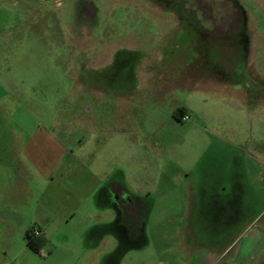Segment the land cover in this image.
<instances>
[{"label": "rangeland", "instance_id": "obj_1", "mask_svg": "<svg viewBox=\"0 0 264 264\" xmlns=\"http://www.w3.org/2000/svg\"><path fill=\"white\" fill-rule=\"evenodd\" d=\"M241 1L0 0V264H227L264 221Z\"/></svg>", "mask_w": 264, "mask_h": 264}, {"label": "crops", "instance_id": "obj_2", "mask_svg": "<svg viewBox=\"0 0 264 264\" xmlns=\"http://www.w3.org/2000/svg\"><path fill=\"white\" fill-rule=\"evenodd\" d=\"M253 1L261 11L264 12V0H249ZM234 8L241 9V12L248 13V10L241 2V0H232ZM250 31H254L252 34L251 40V49L249 51V57L247 58L248 65L254 67V70L258 73V76L264 79V26L259 29L262 31L261 35L256 34L258 28L250 26ZM253 222H256L254 218ZM252 222V223H253ZM237 236H234L231 232H228L223 238L225 241L218 250H213L212 255L215 257L219 256L220 259L224 253H233V257L227 262V264H235V262L242 260L243 264H249L248 260L259 259V262H264V221L262 225L258 228H255L252 231V226L246 224V227L242 228ZM252 231V232H251ZM189 237V235H187ZM248 237V238H246ZM259 262L257 264H259ZM218 264V263H215Z\"/></svg>", "mask_w": 264, "mask_h": 264}, {"label": "trees", "instance_id": "obj_3", "mask_svg": "<svg viewBox=\"0 0 264 264\" xmlns=\"http://www.w3.org/2000/svg\"><path fill=\"white\" fill-rule=\"evenodd\" d=\"M186 112H187L186 108H183V107L179 108L178 110H176L175 116L177 118H181L184 114H186ZM32 230H33V227L28 229L26 232L27 243L33 251L40 252L41 246L47 241V238H46L45 234H41L39 236L32 238V236H31Z\"/></svg>", "mask_w": 264, "mask_h": 264}, {"label": "flooded vegetation", "instance_id": "obj_4", "mask_svg": "<svg viewBox=\"0 0 264 264\" xmlns=\"http://www.w3.org/2000/svg\"><path fill=\"white\" fill-rule=\"evenodd\" d=\"M201 1H202V0H196V4H197L196 6H197V7H196L195 9H197V8H199V9H205V8H206V7H203V8H202V6H201L202 2H201ZM206 9H207V8H206ZM206 9H205V10H206ZM85 29H86V28H85ZM85 31H88V30L86 29ZM91 36H92L91 38H92V40H93L94 42L97 43V41H100L98 38H96L97 35H94V33H93ZM87 47H88V48H89V47H94V45L91 44L90 46H87ZM91 52H92V51H91ZM177 110H178V109H177ZM174 116H175V113H174ZM185 116H187V115L184 114L181 118H177L176 116H175V117H176L177 119H179V120H184V117H185ZM123 199H124V198H122V197L118 198V201L120 202V205H122V204L124 203V202H123V201H124ZM41 234H45V233L42 231V229H41V228H38V229H37L36 227L33 226V230H32V232H31V236H32V238H33V237H36V236H39V235H41ZM45 236H46V235H45Z\"/></svg>", "mask_w": 264, "mask_h": 264}, {"label": "built area", "instance_id": "obj_5", "mask_svg": "<svg viewBox=\"0 0 264 264\" xmlns=\"http://www.w3.org/2000/svg\"><path fill=\"white\" fill-rule=\"evenodd\" d=\"M186 118H187V116L184 117V119H186Z\"/></svg>", "mask_w": 264, "mask_h": 264}]
</instances>
